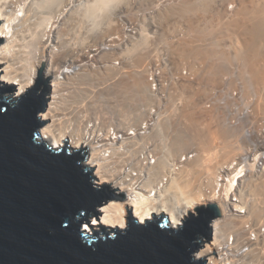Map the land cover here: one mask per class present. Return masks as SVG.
<instances>
[{"label":"bare ground","instance_id":"obj_1","mask_svg":"<svg viewBox=\"0 0 264 264\" xmlns=\"http://www.w3.org/2000/svg\"><path fill=\"white\" fill-rule=\"evenodd\" d=\"M86 1L77 6L74 4L76 0H0V39L2 40L0 86L6 89L12 88L14 97H19L29 88L34 87L39 71L46 70L47 78L50 79L49 93L52 82L57 94L53 93L52 101L42 113L41 120L46 126L40 130L41 140L51 143L56 148L68 144L72 150H85L88 157L85 164L93 169L94 183L108 185L117 195L125 196L124 202L102 205L99 217L97 220H92L96 221L91 223L93 230H98L100 226L125 228L129 213L142 223L152 219L153 215L164 214L173 227L179 225L187 213L193 211L195 207L215 203L221 211V216L212 226L211 243L204 245V248L195 254V259L205 261L204 264H264V234L261 233V227L264 226L262 221L264 168L257 171L253 169L257 153L264 152V148H256V153L250 155L247 161L238 157V162H235L233 159L236 156L233 154L236 151L235 147L225 142L229 136L228 130L225 129L226 125L218 121V116L213 110L207 109H204L209 113L207 115L183 114L182 120L185 123L182 121L181 127L174 131L175 138L172 142H165L163 145L160 144L161 142H150L151 146L147 150L144 149L146 142H114V129L112 133L108 130L107 135L113 139L106 144L103 142L105 151H110L108 158H102L103 150L99 148L98 142H94L96 135L93 132L96 128L92 125L91 128L90 125L81 127L78 119L84 106V98L92 100L95 97L86 93L91 85L90 77L96 74L95 76L101 77L100 79L107 77L113 80L114 68L109 65L101 72L79 71L88 63V57L84 52L82 54L79 52L81 45L73 49L75 51L73 53L67 51L69 49L59 42V33L63 29L61 26L72 20L80 6L84 7L82 12L85 15H89L90 12L104 13L108 10L114 12L119 0ZM203 1L194 0L184 5L181 4V0L178 5L172 6L166 12L170 15L169 10L176 9L175 14L190 15L191 10L192 13H200L206 6ZM234 11L233 15L228 11L231 15L227 14L230 16L226 23V31L222 28L230 41L229 51L215 50V42L211 43V41L204 44L203 48H200L203 45H196L201 39H197L196 42L184 41L178 52L179 60L182 61L184 57L190 58L192 45L193 49L197 47L195 49L197 54L192 49L195 56H201L196 57L198 65L196 70L200 71L199 73L209 82L214 80L216 70H223L221 69L225 64L223 60L229 64L236 61L244 65L246 71L249 70L250 73L247 72L249 75L247 77L246 74L247 78H242L243 84L246 81V85L250 88L249 82H253L254 86L259 88L257 99L249 103L248 117L254 119L258 114L264 113V0L257 2L241 0ZM107 20L109 24L112 23L110 17ZM190 22L192 23L191 19ZM108 27L101 28L98 34H94V38L105 37ZM200 27L197 23L196 26L194 24L193 31L202 36L204 28ZM57 28L60 30L58 31ZM187 29L188 33L190 31L188 26ZM204 30L206 34L203 35L207 36L203 37L212 36L213 33L219 34L214 32L213 27L211 30ZM190 45L191 49L190 47V50L186 49V46ZM60 46H62L61 50L58 48ZM141 51L142 46H134L128 51L130 56L133 54L134 60L131 61L132 58L129 57V70L122 72L127 74L126 79L115 84L118 89L116 94L118 93L119 96L122 94L124 101L130 100V97H143L145 93L143 68L148 56L143 55ZM67 62L71 67L79 66V72L76 71L77 69L70 71V66L69 71L64 70ZM194 65L195 63L189 65L191 71ZM57 74L63 75V82L57 78ZM106 86L109 91L114 87V83ZM189 89L192 87L190 86ZM199 90L200 88L197 89L198 92ZM56 96L58 101L55 100ZM108 98H114L113 92ZM68 113L74 118L69 119ZM92 121L95 120L89 122ZM231 126L228 127L231 129ZM84 128L88 131L87 134L92 138V142H84ZM230 129L232 135L234 131ZM192 143L198 146V150L195 148L197 151L195 159L185 163L182 169L171 175L164 185L163 171L170 164V160L162 162L157 150L167 149V157L173 158V151L177 152ZM86 146L90 147V156ZM148 155H152L157 161L152 165L144 164L143 160L148 159ZM224 155L229 157L228 159L225 157V161L220 159ZM245 176L247 178L242 181L241 178ZM153 192L154 195H151ZM247 196H252V199L247 200ZM255 222H258L257 225Z\"/></svg>","mask_w":264,"mask_h":264},{"label":"water","instance_id":"obj_2","mask_svg":"<svg viewBox=\"0 0 264 264\" xmlns=\"http://www.w3.org/2000/svg\"><path fill=\"white\" fill-rule=\"evenodd\" d=\"M49 81L40 70L19 97L0 86V264H204L194 253L221 216L215 203L195 207L173 227L164 214L142 223L129 213L125 228L93 230L98 208L125 196L94 183L85 150L41 140Z\"/></svg>","mask_w":264,"mask_h":264},{"label":"built area","instance_id":"obj_3","mask_svg":"<svg viewBox=\"0 0 264 264\" xmlns=\"http://www.w3.org/2000/svg\"><path fill=\"white\" fill-rule=\"evenodd\" d=\"M133 1L135 3H132V7L117 14L119 29L115 32L111 29L103 41H87L81 45L79 50L81 54L84 52L85 56L88 57V63L79 71L101 72L109 65L114 68L113 80H109L107 77L100 79L101 77L95 76L96 74L90 77L91 85L86 93L95 97L92 100L84 98V106L78 119L81 127L90 125L91 128L92 125L96 128V131L93 132L96 135L94 142H98L99 148L103 150L102 158H108L110 155L109 150L105 151L103 142L106 144V142L113 140L107 135V131L110 130L109 132L112 133V129H114V142H146L145 150L151 146L150 142H172L175 136L169 130L171 126L175 127L171 121L179 115L175 112L177 105H180L178 101L184 96L188 87L195 88L194 86H197L198 83L197 70L193 68L191 71L189 69L188 61L190 60L187 61L188 67L183 66V60H179L178 53L184 45V41L186 43L194 42L197 39L193 31L187 33V20L180 19L181 16L178 14L169 16L166 12L172 6L178 5L181 0ZM165 14L167 15L166 18ZM193 16H190L191 19L202 25V21ZM190 37H194V39L191 40ZM213 40L216 39L209 36L207 43L210 41L212 43ZM134 46H142L143 55L148 56L143 68L146 90L143 97H133L124 101L121 95L116 94L118 89L115 84L126 79L127 74L122 72L129 70L130 55L128 51ZM58 48L61 50L62 46ZM68 62L64 68L67 71H69L70 66ZM194 63L191 60V64ZM78 67L77 65L71 67L70 71L77 69L76 71L79 72ZM57 78L61 82L64 81L63 75L57 74ZM112 83H114V87L110 88L109 91L112 92L111 89H114V101L108 98L111 92L106 86ZM50 84L51 102L53 93L57 94V91L54 90L53 83L50 82ZM220 91L212 90V88L209 90L205 109L223 114V119L229 123L226 95L224 91L220 94ZM55 100L58 101L57 96ZM68 112L70 113V111ZM68 117L69 119L74 118L70 114ZM90 120L95 121L91 123ZM86 128H84L83 133L84 142H92V138H89L87 134L88 131L85 130ZM86 148L88 149V156H90V147L86 146ZM166 150H157L162 162L170 160V164L163 171L164 185L169 181L171 175L182 169L185 163L195 159L197 153L195 148H190L187 151L173 154V158H168ZM254 153H256V149L250 155ZM248 155L241 158L247 161L250 159V155ZM154 161L157 159L148 155V159L143 160V163L152 165ZM262 167L264 168V152L261 153L260 151L255 157L253 169L257 171ZM261 233L264 234V226L261 227Z\"/></svg>","mask_w":264,"mask_h":264},{"label":"rangeland","instance_id":"obj_4","mask_svg":"<svg viewBox=\"0 0 264 264\" xmlns=\"http://www.w3.org/2000/svg\"><path fill=\"white\" fill-rule=\"evenodd\" d=\"M191 1L194 2V0H182L181 4L186 5V4H188V2H191ZM195 1H197V0H195ZM257 1H259V0H256V2ZM85 2H87V1L86 0H76V2H74V4L78 6V5H82V3L84 4ZM133 2H134L133 0H119V1H117L116 7H114V12L113 11L110 12L109 10H108V12L104 11V13L100 11L99 13L93 12L94 14H91L92 12H90L89 15H87V14L85 15L82 12L84 7L80 6L81 9H80V7H78L79 10L77 11V13H75V15H73L72 20L67 22V23L65 22L61 26V28L63 27L62 30H60V28L59 29L57 28L58 31L60 30L59 37H58L59 42L63 43V45H65L66 49L67 48L69 49L67 51H72L73 53H75V51L73 49H77L78 46L85 44L87 41H102L107 36V34L111 31V29H113L114 32L117 29H119L117 14L119 12H123V11L128 10L130 7H132ZM240 2H241V0H204L202 3H204L206 6H205L204 10L203 9L201 10L202 12L200 11V13H192L193 10H191L192 12H190V15L189 14L181 15L180 13L179 14L177 13V14H178V16H181L180 19L187 20V26L190 30V33H191V31L194 30L193 25L195 24V26H196V23H197L196 21H194V19H191L192 17H190L191 15H194L193 17H195V18L197 17L198 20L202 21V25L200 23H197L199 26H201L200 28L210 30V28L213 27L215 29L214 32H216V33L218 32L222 36L224 35L223 38H222V36H219V34L217 35L215 33H213V35L212 36L210 35V36L216 39L215 41L213 40L215 42L214 43V49L217 51H220V52H222V51L226 52V50L229 51L228 47H229L230 41L228 39V35H226L227 33L224 32V33H226V34H224L223 30L226 31L225 27L227 26L226 23H227L228 18H229L228 16H230L231 14L233 15L232 12L235 13L234 9L236 7H238V4ZM85 5H83V6H85ZM193 6H194V4H193ZM230 7H232V8H230ZM78 8H76V9H78ZM193 8L194 7H192V9ZM73 9H75V8H72V10ZM175 10L176 9H174L173 11L169 10V11H171L170 15H177V14H175L177 12ZM228 11H230L231 14ZM212 14H213V16H212ZM227 14H230V15H227ZM108 17H110V20H112V23H110V24L108 23V20H107ZM213 17H214V19H213ZM211 18H212V20H211ZM190 19H191L192 23L190 22ZM215 20H216V22H215ZM61 22H63V21H61ZM193 22H195V23H193ZM107 26H109V27H108V32H107L105 37L102 38L100 36V38H94V34H96V33L98 34L99 31L101 30V28H106ZM222 28H223V30H222ZM204 29H202V31H204V32H202V36L198 35L196 32L193 31L196 39L202 40V41L198 40L199 41V42L197 41L198 43L195 41L196 45H199V46L203 45V46H200V48L205 47V45L207 44V38L208 37H203V36H207V35H203V33L206 34ZM221 30H222V32H220ZM207 34L209 35L210 33H207ZM197 36L199 38H197ZM218 36L220 38H218ZM186 47L184 46V48H186L188 50L191 49V45L186 46ZM189 47H190V49H189ZM196 48L194 47V49H193V45H192V49L195 51V53H196V50H195ZM226 48H228V49H226ZM192 49H191L192 55L195 56V53L193 52ZM139 52L140 51H138V53ZM141 53H142V51H141ZM132 55L133 54H131V56H130L132 58L131 61L134 60ZM192 55L188 59H187V57H184V59H182L183 60L182 63L184 64L183 66L188 67L187 63L189 62L188 60L190 59V61L193 60L195 62V65L192 67L194 69H197L198 65L196 63L197 62L196 57L199 58L201 56L196 55L194 57ZM222 62H224L226 65L224 64L223 67L221 68L223 70H216L215 71L214 80H212L210 82L206 79V77L204 78L203 75L201 73H199L200 71L199 72L197 71V73H198V84H197V86L196 85L194 86L195 88L192 87L193 91H192V89H189V87H188L184 96L178 101V103L180 105H177V107H176L177 110L175 112L179 113V115L177 116V118H174L171 121L172 124L176 128L171 126V129L169 131H170V133L173 132V134H174V131L181 127L180 125L182 124V121L184 122V120H182L183 114L185 116L187 114H191V113L196 115V116H199L200 114H201V116L209 114L204 109H205V102L208 99L207 98L208 93H209V90L211 88H212V90H221L220 94H222V92L224 91L225 95H226V106H227L229 123L225 122V120L222 117L223 114L222 115L218 114V112L215 114L218 116V121H220L221 124L226 125V127H227V128L225 127V129L228 130L229 136H227V140L225 142L227 144H229L230 146H232L233 148L235 147L234 149L237 152L235 151L233 153L234 155H236L235 158H233V159L235 162H238V160H239L238 157H240V159H241L242 156L244 157L247 154L250 155L254 151V149H256V147L260 148V149L264 148V113L262 112V113L258 114L257 116L254 117V119L248 117V115H249L248 111L250 110L249 103H251L252 100H253L252 101V103H253L257 99L258 94H259V88H256L254 86L253 82H249V84L251 85V86L249 85L250 88H248V85H246V81L244 82V84L242 82V80L244 81V79H242V78H247L249 76L248 73H250V71L249 70L246 71V69H245L246 67H244V65H241L240 63H237L236 61H232L231 64L226 63L224 60ZM190 64L191 63H189V65ZM246 74H247V77H246ZM251 83H253V84H251ZM9 87H12V86H9ZM198 87L200 88V90H199L200 92L197 91V89H199ZM111 90H112V92H114V89H111ZM120 94H121V92H120ZM6 95L14 96L13 90L8 92ZM131 98H133V97H130L129 99H131ZM111 99L114 101V98H111ZM246 105H248V107ZM244 108L246 109V111ZM177 119H179V120H177ZM178 123H179V125H178ZM230 125H232L231 129H230V127H228ZM229 129L232 132L234 131V133H232V135H230ZM234 129H236V131ZM163 143H165V142H161L160 144L163 145ZM190 148H196L198 150V146L196 144L192 143V144H189L188 146L178 150L177 152L173 151V154L179 153L181 151L182 152L187 151ZM226 156L227 155H224L220 159L225 161ZM223 157H224V159H223ZM228 158L229 157H226V159H228ZM222 160H220V162H222ZM246 178L247 177L245 176L241 179H243L242 181H244V179H246ZM248 199H252V196H250V197L247 196V200ZM203 204H206V203H203ZM102 207L103 206L98 208V210H100ZM94 219H96V218H94ZM262 221H264V219ZM257 223L255 222L256 225H257ZM211 240H212V238H211ZM211 240L206 244H210ZM203 248H204V246H202L199 250H202ZM196 253H194V255ZM204 263H205V261H204Z\"/></svg>","mask_w":264,"mask_h":264},{"label":"snow or ice","instance_id":"obj_5","mask_svg":"<svg viewBox=\"0 0 264 264\" xmlns=\"http://www.w3.org/2000/svg\"><path fill=\"white\" fill-rule=\"evenodd\" d=\"M69 215H70V209L67 210V211H65V213H64V219H65V220L68 219ZM92 223H96V221H92ZM57 225H58V227H60L63 231H68V228L70 227V225H65V224H63L62 222H57ZM87 229H88V226L85 225V226H84V230L87 231ZM180 234H181V233H179V232L176 233V235H180Z\"/></svg>","mask_w":264,"mask_h":264}]
</instances>
